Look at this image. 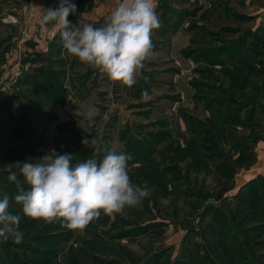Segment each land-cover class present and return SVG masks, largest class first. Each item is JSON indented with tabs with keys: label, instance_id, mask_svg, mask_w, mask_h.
<instances>
[{
	"label": "rangeland",
	"instance_id": "374dc122",
	"mask_svg": "<svg viewBox=\"0 0 264 264\" xmlns=\"http://www.w3.org/2000/svg\"><path fill=\"white\" fill-rule=\"evenodd\" d=\"M19 2L0 0V199L17 191L9 168L23 183L17 162L52 149L99 161L113 144L151 195L83 233L12 201L24 235L0 238V264H264V0H156L153 55L131 88L69 56L58 31L36 51ZM94 5L78 0L71 26H101L115 0L75 20ZM86 104L99 109L90 133Z\"/></svg>",
	"mask_w": 264,
	"mask_h": 264
},
{
	"label": "clouds",
	"instance_id": "9594fccd",
	"mask_svg": "<svg viewBox=\"0 0 264 264\" xmlns=\"http://www.w3.org/2000/svg\"><path fill=\"white\" fill-rule=\"evenodd\" d=\"M156 0H115V6L104 23L83 27L71 26L70 14L76 13L72 0H59L56 8L44 9L39 19L43 29L54 22L63 48L69 56L99 70L113 82L131 88L137 82L145 61L153 55V30L160 27ZM147 95L145 91L142 93ZM99 109L86 104L84 117L88 127L95 123ZM102 137H84L85 147L99 145ZM101 160L89 158L72 164L73 154H60L52 149L38 162H17V172L9 168L8 180L16 185L12 198L23 216L46 223L60 222L68 230L83 233L89 224L104 215L115 219L126 208L142 205L151 190L131 182L128 161L131 155L118 152L113 144ZM25 184L27 187H25ZM9 195L0 199V238L22 243L21 215L10 211Z\"/></svg>",
	"mask_w": 264,
	"mask_h": 264
},
{
	"label": "crops",
	"instance_id": "0c3cea01",
	"mask_svg": "<svg viewBox=\"0 0 264 264\" xmlns=\"http://www.w3.org/2000/svg\"><path fill=\"white\" fill-rule=\"evenodd\" d=\"M19 4H18V12L16 14V16L18 17V19L22 20L25 15L26 12L28 10V8L26 9V7H29L28 4H30V8L32 6L33 10H30V22H29V28L30 31L32 33H34V38L35 40L38 42L36 45H34V47L36 48V51H39L40 49L46 50L47 49V44L48 41L50 40V38L52 36H54V34L58 31L57 28L54 26V22L50 23L49 25H47L45 28H41L40 24H39V19L41 17V15L43 14L44 9H48V8H56L59 4V0H19ZM78 0H72L73 3H77ZM95 1V9L87 11V12H83L81 14L78 13V15H76V19L80 21V19H89L88 21H90L91 19H95L92 18V11H96V12H101L102 10L105 11V8L103 7V3L106 0H94ZM24 8L26 9L25 14H24ZM102 11V12H103ZM101 12V13H102ZM95 13V12H94ZM15 14V13H14ZM71 15V16H70ZM68 17V20L70 22V25H73V17L74 14H70ZM25 21V20H24ZM23 22V21H21ZM28 23V22H27ZM18 28L17 26H14V32H17ZM42 43V44H41ZM43 45V46H42ZM40 62H38L37 64H39Z\"/></svg>",
	"mask_w": 264,
	"mask_h": 264
},
{
	"label": "built area",
	"instance_id": "2783aa9c",
	"mask_svg": "<svg viewBox=\"0 0 264 264\" xmlns=\"http://www.w3.org/2000/svg\"><path fill=\"white\" fill-rule=\"evenodd\" d=\"M30 10L32 11L33 8L31 6ZM6 22H10V23H17L18 20L16 17H14L13 15H7V17L4 19ZM19 23V22H18ZM23 36L25 35V31H22Z\"/></svg>",
	"mask_w": 264,
	"mask_h": 264
}]
</instances>
